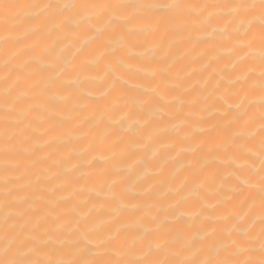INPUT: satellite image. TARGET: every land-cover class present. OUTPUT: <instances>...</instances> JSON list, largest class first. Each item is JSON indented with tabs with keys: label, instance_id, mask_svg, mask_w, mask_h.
I'll list each match as a JSON object with an SVG mask.
<instances>
[{
	"label": "bare ground",
	"instance_id": "bare-ground-1",
	"mask_svg": "<svg viewBox=\"0 0 264 264\" xmlns=\"http://www.w3.org/2000/svg\"><path fill=\"white\" fill-rule=\"evenodd\" d=\"M262 55L260 0H0V260L259 261Z\"/></svg>",
	"mask_w": 264,
	"mask_h": 264
},
{
	"label": "snow or ice",
	"instance_id": "snow-or-ice-1",
	"mask_svg": "<svg viewBox=\"0 0 264 264\" xmlns=\"http://www.w3.org/2000/svg\"><path fill=\"white\" fill-rule=\"evenodd\" d=\"M255 5H249V4H241L238 5V7L240 8H250V7H254ZM45 8L50 7V5H45ZM175 7L179 8L180 5H175ZM260 8H261V12L262 14H264V0H260ZM261 61L262 63H264V55L261 56ZM261 88L262 90H264V73H262V81H261ZM262 99H264V97H262ZM262 131H264V129H262ZM262 148H264V139H262ZM261 193H262V197H264V176L261 177ZM262 223H264V221H262ZM262 233H264V227H262ZM0 264H45V262L42 261H29V260H10V259H5V260H0ZM47 264H53V262L49 261L47 262ZM93 264H111V262L108 261H95L93 262ZM184 264H197V262L193 261V262H184ZM199 264H232L231 261H227V260H223V261H202L199 262ZM243 264H264V246H262V255H261V259L259 261H255V260H249V261H245L243 262Z\"/></svg>",
	"mask_w": 264,
	"mask_h": 264
}]
</instances>
